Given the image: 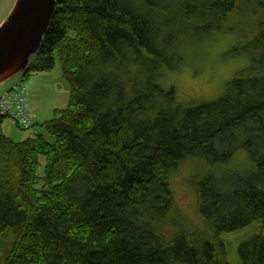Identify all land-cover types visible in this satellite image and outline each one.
I'll return each mask as SVG.
<instances>
[{
  "label": "trees",
  "instance_id": "16d2710c",
  "mask_svg": "<svg viewBox=\"0 0 264 264\" xmlns=\"http://www.w3.org/2000/svg\"><path fill=\"white\" fill-rule=\"evenodd\" d=\"M232 29L247 62L218 98L160 84ZM56 59L68 107L19 143L0 131V264H264V0H55L19 79ZM185 162L199 228L169 182Z\"/></svg>",
  "mask_w": 264,
  "mask_h": 264
},
{
  "label": "rangeland",
  "instance_id": "374dc122",
  "mask_svg": "<svg viewBox=\"0 0 264 264\" xmlns=\"http://www.w3.org/2000/svg\"><path fill=\"white\" fill-rule=\"evenodd\" d=\"M15 0H0V24L5 20L14 5ZM237 18L245 16L244 13L236 14ZM234 15L228 20V25L233 21ZM245 23L239 24L240 31H249L247 19ZM245 29V30H244ZM233 32V33H231ZM226 34H215L209 39L198 42L195 46L185 50V62L183 66L174 71L165 80L160 81L164 88L173 87L178 101H210L219 97L223 91L224 84L232 74L246 66L247 57L243 54H235L242 46L243 37L233 30ZM235 32V33H234ZM247 46V45H246ZM235 49V53L231 49ZM256 56L255 53H253ZM173 74V75H172ZM20 85L27 94L28 114L35 124L34 128L23 130L18 128L13 121L5 117L1 120L0 131L13 142L19 143L33 134L39 132L43 122L53 118L56 110H63L68 107L70 87L62 78V70L59 61L56 59L54 67L48 71L32 73L24 80L12 79L6 82L1 89H9ZM246 153L239 151L232 157L227 168L244 171L247 167ZM41 163L42 160H40ZM194 168L193 162H185L177 169L174 176L170 178V186L174 192L176 206L182 213L186 224L190 227H201V218L196 209V197L190 186V175ZM254 227V226H253ZM253 227L248 228L251 230ZM253 231V230H252ZM252 231H248L250 236ZM245 235H243L244 237ZM229 237V236H228ZM227 236L226 239H229ZM236 236L235 244H228L230 262L236 260L237 244L245 239ZM232 237L230 236V239Z\"/></svg>",
  "mask_w": 264,
  "mask_h": 264
},
{
  "label": "water",
  "instance_id": "95a60500",
  "mask_svg": "<svg viewBox=\"0 0 264 264\" xmlns=\"http://www.w3.org/2000/svg\"><path fill=\"white\" fill-rule=\"evenodd\" d=\"M54 7L55 0H15L0 24V88L27 74Z\"/></svg>",
  "mask_w": 264,
  "mask_h": 264
},
{
  "label": "built area",
  "instance_id": "2783aa9c",
  "mask_svg": "<svg viewBox=\"0 0 264 264\" xmlns=\"http://www.w3.org/2000/svg\"><path fill=\"white\" fill-rule=\"evenodd\" d=\"M25 92L21 87H15L0 100V114L13 118L21 127L31 125V116L26 111Z\"/></svg>",
  "mask_w": 264,
  "mask_h": 264
},
{
  "label": "crops",
  "instance_id": "0c3cea01",
  "mask_svg": "<svg viewBox=\"0 0 264 264\" xmlns=\"http://www.w3.org/2000/svg\"><path fill=\"white\" fill-rule=\"evenodd\" d=\"M7 90H8V89H7ZM7 90H5V89H1V90H0V96L3 95Z\"/></svg>",
  "mask_w": 264,
  "mask_h": 264
},
{
  "label": "bare ground",
  "instance_id": "6f19581e",
  "mask_svg": "<svg viewBox=\"0 0 264 264\" xmlns=\"http://www.w3.org/2000/svg\"><path fill=\"white\" fill-rule=\"evenodd\" d=\"M246 19L250 21V18L246 16ZM31 123H33L32 117H31Z\"/></svg>",
  "mask_w": 264,
  "mask_h": 264
}]
</instances>
